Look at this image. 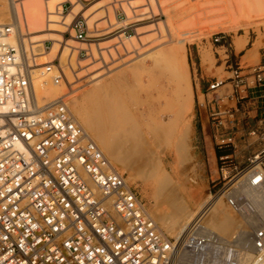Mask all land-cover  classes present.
<instances>
[{
    "label": "built area",
    "instance_id": "1",
    "mask_svg": "<svg viewBox=\"0 0 264 264\" xmlns=\"http://www.w3.org/2000/svg\"><path fill=\"white\" fill-rule=\"evenodd\" d=\"M14 30L0 25V264H242L246 258L256 263L264 252V118L247 132L261 148L218 191L243 226L226 238L204 228L203 217L184 237H171L85 129L68 93L51 101L37 95L36 73H57L65 84L71 82L68 73L78 75L73 54L57 53L37 65L52 49L44 45V54L36 55L19 31V42H10ZM262 33L261 60L254 68L258 83H264V27ZM94 35L84 14L73 15L63 38L84 44L70 46L76 65L81 55L94 59ZM229 60L228 54L238 89L241 67ZM223 84L216 80L210 89ZM234 115L235 110L212 113L220 147H237Z\"/></svg>",
    "mask_w": 264,
    "mask_h": 264
},
{
    "label": "rangeland",
    "instance_id": "2",
    "mask_svg": "<svg viewBox=\"0 0 264 264\" xmlns=\"http://www.w3.org/2000/svg\"><path fill=\"white\" fill-rule=\"evenodd\" d=\"M126 1L127 0L125 1L124 0H64L62 2V5L61 3L59 4L61 10H64L63 16H68L70 15V13L71 15L74 16L75 14L82 15L88 11L85 14V17L88 19L89 22L91 21L89 24L96 33V35L92 37L91 42L96 43L97 46L101 43H104L101 44V46L103 45L102 46L103 50L108 51V54H106L107 55L106 59H104L102 55L101 58L100 54H99V58L96 57L98 59H89L88 57L83 55L79 56V61L81 66H83V68L77 70L76 72L78 74L77 76L73 74V78L71 79V88H68V86H66L64 88V91L62 92L64 94L68 93V100H71L78 93H81L84 87L85 89L89 87L87 86V84L90 85L101 78H105V81H110V79L113 78L112 76H114V79L117 81V83L123 85L121 88L119 87L114 94H116L117 97L120 99V101L124 103L125 105L124 110L126 115H128L127 117L129 119L128 122L122 123L123 125L121 124L122 126L120 125L119 128L125 129L127 127L135 126L136 128L138 127V130L141 133V134L139 133L140 135L139 139L137 137L136 144H134L136 142L135 140L136 137H133L131 141L128 142L131 143L133 142L132 140H135L132 145L134 149H132V146H130V150L132 151L133 156H135L134 153L136 154L135 157L137 158L136 159L138 163V164L136 163L137 166H139L140 168L142 167V169H149L148 167L150 165L149 158L151 157V155H153V157L155 155L158 157H162L165 171L169 173L172 177L170 187L171 188L173 187L176 195L181 194L180 196L183 199V201L186 202L189 201L186 191L191 190L193 195L196 194L194 196L195 200H200V198H203V196L204 197L210 196V197H216V200L222 198L224 202L223 197H221L220 192H218L219 188L230 178V176L235 174L239 168H242L247 164L248 162L247 159L249 158V156H251L253 152L259 150L261 148V145L259 144V142L255 141L257 139L256 136H250V137L247 136L248 138L245 139V142L238 145L236 148H234L232 145L220 147V145H218L219 141L215 138V132H214L213 141H209L210 144L212 145L211 150L213 149L212 150L213 153H214V149L222 150V151L231 150V154H229L231 156L229 159L222 161L219 158L218 161H215V157L211 159L206 148L203 147V145L197 143V141H199L200 138L203 136L200 135V132L196 127L195 113L196 111L199 110V100L202 104H205V95L203 93H209V99L212 100V103L216 102V98L213 96V92L215 90L210 89V85L216 80H218V78H220L219 79L220 81L224 80V84H225L227 81L226 80L227 77L232 75V73L227 72V70L230 69V66L226 62V58L228 57L229 54L230 55L229 61L235 62L237 56L241 54V50H238L235 47V40L237 36L248 33L250 42L246 46V48H244L245 50L252 47L253 43L254 42L256 43V41L260 43L259 45L261 49L263 45L262 32H263L264 23L259 27H257L255 24L254 25L248 24L247 28L249 27V29H245V27L237 25L239 26L238 30L227 31L229 27H225V25L223 24L227 19L226 17L225 18L223 17L224 20L222 19V17H219L220 19H218V17L213 16V14L212 15L209 14L208 16L207 15L205 16L206 13L202 12L203 10L201 8L202 5L205 6L204 10H206V8H207L206 11L211 10L210 8L206 7L208 4L206 3V0L205 3L202 2V0H200L201 3L199 0H195V1L188 0L187 2L186 0H182L184 1V3L181 1L183 4L178 3V1L180 0H175V1L163 0L164 7L162 6L163 1L161 2L160 0H158L159 2H161L160 4L159 2L155 3L154 1L152 2L151 0H132V2H135L133 3L134 7L131 10L133 13L130 11V12H126L125 14L122 11L120 5L123 2L126 3ZM169 1L171 2L174 1L172 3L173 4L178 3V5L174 6L171 2L169 3ZM98 2L101 3L99 5H96ZM197 2H199L201 5L199 4L200 5L199 6ZM3 3L5 4L6 2L3 0ZM165 3L169 4V6L171 7H169ZM166 5L170 8L168 9L167 7L166 9L168 10L167 12L166 10L164 11ZM192 5H194L195 7ZM76 7L77 9H75ZM109 7L111 8V10H109L110 9ZM187 7H189L188 9L190 10V12H187L189 11L187 10ZM193 7H194V11H193ZM196 7H199V9L197 8L198 10H196ZM185 8L186 10L184 11ZM200 8L202 10H200ZM78 9L81 10L78 11ZM199 10L202 12L203 18L201 16L199 17V19H197V15H198L197 11L199 12L198 16L201 15ZM72 12L75 13L73 14ZM184 12H186L188 16L184 14ZM100 13H102V15ZM110 14L112 15V19H114L113 22L107 21L109 19V16H111ZM172 14H174L173 17ZM191 15L192 18L191 20H189ZM183 16L184 18H182ZM186 17L187 19L188 18L189 19L186 20ZM46 18L47 17H45V19ZM208 18L209 19L214 18V19L209 20ZM181 20L183 22L188 21V23L191 25H189L188 23L187 25L186 22L182 23ZM198 20H201V23L198 22ZM202 20L204 24L202 23ZM158 21L159 22L161 21V25L163 23L165 28L168 24H170L169 22H171V24L174 22L177 24L179 23L183 24V27L182 25H180L181 26L180 27L179 25L176 24L179 28L177 29V33H176L177 35L175 36V38L183 39L185 42L184 44L185 46L183 50V67H185L186 79L189 82V87L193 93L194 101H193L192 111H189L184 106H181L183 104L176 97L177 83L175 80L170 79L166 66L164 64H158L157 61H155V59L153 57L151 58L150 56V54L153 51L157 53L164 52L166 46L168 48V44H169V35L166 32V30H164L163 28L164 26L159 29L160 31L164 30L165 32L163 31L162 33H164L165 35L159 32L158 28L155 27L158 25L159 23ZM53 23L54 22H52V24ZM101 23L102 25H100ZM46 24H49L47 23V19L45 20V28L47 29ZM144 29L145 31L146 30L147 31L145 32ZM64 30L62 27L61 30L62 32L49 31V30L46 32L47 33L55 32L56 34L58 33L60 37L61 34L63 35ZM122 33L126 37L125 38L126 43L124 42L125 40L121 42L118 38L119 35H122ZM130 36L131 37L136 36L135 37L136 39L133 38L134 41L133 44L135 46L130 44V42L127 40ZM145 36L147 37L145 38ZM167 36L168 38L165 39V37ZM220 36H224V38L220 42H217L216 38H219ZM160 39L162 40L161 42ZM140 40L143 41L141 42ZM152 42L155 44H153ZM41 43L48 46L52 44L50 40L48 41L45 40L42 41ZM35 44L37 43H34V45ZM145 46L147 47L149 46V47L146 48ZM206 50L212 53L213 62L211 63L205 61L204 59V52ZM235 52L236 55H234ZM53 56L54 55H51L49 59H51ZM41 57L37 58V60H39L40 58L41 60L45 58L44 56ZM143 57H146L145 63L142 62V59H144ZM259 61H260V53L258 55V62ZM135 62H139V63H135ZM142 64L145 66L143 67ZM132 69L136 70L135 71L136 74H134ZM92 75H96L97 80L93 79L94 80L93 81L90 78ZM202 94L203 96L201 97ZM103 116L105 115L104 114L99 115L100 118L99 120L101 123H105V118ZM171 122H173L172 125H170ZM188 122L191 123L193 127L189 132V143L187 145L186 152L183 153L176 150L177 149L176 145L179 141V131L181 127L183 126L184 123H188ZM165 126L167 127L169 126V127L168 128L166 127L164 130L163 129L161 130V128H164ZM168 130L169 132H167ZM253 141L255 143L249 146L247 142H253ZM140 143L142 144L143 147L141 146ZM236 145H237V141H236ZM234 150L235 151L237 150L236 154H234ZM147 151L149 154L151 153L150 155H148L149 157H147L148 154ZM143 153L144 156H142ZM135 157L133 158L135 159ZM142 157L145 158L143 159ZM146 159H149L148 160L149 164L148 161H146ZM116 167L122 173H124L125 176L128 178L129 173L127 171H125L121 167L118 166ZM225 176H227V178ZM128 181L131 183V179L128 178ZM138 182L140 183L138 188H136L135 185L132 186L135 188V190L138 192L140 197L143 199L148 210L149 209L154 210L157 208L158 209L157 211L159 210L161 211L163 210L161 209L163 205H164L163 207L167 209L166 207H168L167 206L168 203L166 202V200H163L165 201L164 203L161 202L162 199H158L152 193L151 190H147L146 192H144L143 191L144 185L140 181ZM191 203L194 204V201L191 200ZM159 207L161 208L159 209ZM236 218L239 221V226L235 229L237 231L239 228L243 226V224L238 215H236ZM157 222L163 228V230L166 231L163 223H161L160 221ZM236 231L230 233V235L227 236L222 235V236L229 238L233 236V234H235ZM169 236L174 237L175 235L169 234ZM247 262H248V258H246L245 262L243 261L242 264H246Z\"/></svg>",
    "mask_w": 264,
    "mask_h": 264
},
{
    "label": "bare ground",
    "instance_id": "3",
    "mask_svg": "<svg viewBox=\"0 0 264 264\" xmlns=\"http://www.w3.org/2000/svg\"><path fill=\"white\" fill-rule=\"evenodd\" d=\"M4 1L6 2L5 4L3 3V0H0V25L11 24V26L14 27L15 30L13 31V34L9 38L10 42H12V43H18L19 42V38H18V31H19L21 40L24 43L26 49L27 50L30 49V50H34L35 52H38L36 55L44 54V53H42V48L45 44L41 43L42 41L50 40L52 42V44L50 45L52 52H50L47 56H44L45 57L44 59L41 60V58H42L41 57L39 60H37V65L45 64L46 62L51 60V59H49V57L51 55H56L57 53L60 55L63 52V57L68 55V53L73 54L72 62L74 63V68L76 70L83 68V66H81L80 63H77V65H78L77 66L76 63L74 62L76 53L74 52V48H72V47H80L81 48V47H84V44L77 42L75 40H68L66 38H63L62 34L60 35V37H61L60 38L58 33L56 34L55 32L54 33L53 32L52 33L46 32L48 30L49 31L62 32L61 31L62 27L64 30L67 28L68 25H70L71 20L73 18V15H71V13H70V15L64 16V17H62V15H61L62 10H61V7L59 6V4L61 3V5H62V2L64 0H4ZM151 1L152 2L154 1L155 3L159 2L158 0H151ZM160 1L162 2L163 0H160ZM174 1H172V2H174ZM181 1L182 0L178 1V3L183 4L184 1H182L183 3ZM187 1L188 0H186V2ZM161 2H159V4ZM170 2L171 1H169V3ZM202 2L205 3V0H202ZM100 3L101 2H98L97 4L96 3L95 4L99 5ZM123 3H121L120 7L122 8V11L126 14V12H130L132 10V8L134 7L133 3H135V2H132V0H127L126 3H124V4ZM163 3H164V1L162 2V4ZM178 3H174V4L172 3V4L174 6H177ZM197 3L199 5L201 3V1H200V3L199 2H197ZM206 3H208L206 7L211 9L210 11L208 10L210 13L208 11H206L207 8H206V10H204V7H205L204 5H202L203 7L201 6V8L203 10L201 8H200V10H202L203 13L204 12L206 13L205 16L206 15L208 16L209 14H211V15L213 14V16H217L218 19H220L219 17H222V19H223V17L224 18L226 17L227 18L225 21L226 23L224 22L223 24L225 25V27H229L227 31L238 30L239 26H237V25L245 27V29H249V27L247 28L248 24H250V25L255 24L257 27H259L260 25H262L264 23V0H206ZM165 4H167V3H165ZM185 4H187V3H185ZM167 5L169 6V4H167ZM167 5H166V8L164 9V11L167 9V7H168ZM173 5H172V8H173ZM162 6L164 7V4ZM192 6H194V5H192ZM192 6H190V7H192ZM77 7L75 9H77ZM169 7H171V6H169ZM169 7H168V9H170ZM194 7H193V11H194ZM188 8L189 7H187V10H189ZM197 8L199 9V7H196V10H198ZM154 9H155V7H154ZM79 10H81V9H78V11ZM109 10H111V8ZM185 10H186V8L184 9V11ZM167 11L168 10H166V12ZM181 11H182V8H181ZM187 12H190V10ZM202 12L200 11L201 15L198 16L199 12L197 11V13H198L197 19H199V17L202 16ZM72 13L74 14L75 12H72ZM86 13H84V16ZM102 13H100V14L102 15ZM171 13H168V14H171ZM100 14H98V15H100ZM184 14H186L188 16V14L186 12H184ZM173 15L174 14H172V17H173ZM175 16H176V14H175ZM179 16H177V17H179ZM184 16L182 18H184ZM45 17H47L46 18L47 23H49V24H46L47 29L45 28V20H46ZM110 17H111V19H110ZM91 18H93V17H91ZM191 18H192V15H191L190 19L189 18L188 19L191 20ZM202 18H203V16H202ZM188 19L186 17V20H188ZM193 19H195V18H193ZM213 19H209V20H213ZM107 21H111V22L114 21V19H112V15L109 16V19ZM171 21H174V20H171ZM183 21H182V23H185V22H186V24L188 23V21H185V22H183ZM52 22H54V23L52 24ZM92 22H93V20H92ZM198 22L201 23V20H198ZM169 23L170 24L167 23L168 25L166 26V28L163 25V23L161 25V21L158 23L157 26H155V24H154V26L158 28L159 32L162 33L164 30H166V32L169 35V44L170 45L168 44V48L166 46L164 52L161 53L160 51H158L160 53H157V52L153 51L150 54V56H151V58L153 57L155 59V61H157L158 64H164L166 66L170 79L175 80L177 83L176 97L183 104L181 106H184L189 111H192L193 110V101H194L193 93L189 87V82L186 79L185 67H183V50H184L185 42L183 39L175 38V36L177 35L176 34L177 29L179 28L177 25H179V26L182 25V27H183V24L182 23L180 24L179 22H178L179 24L174 22L175 25H174V23H172V24H171V22H169ZM202 23H203V20H202ZM100 25H102V23ZM189 25H191V24H189ZM95 27H97V26H95ZM161 27L164 28L163 31L162 30L160 31L159 28H161ZM145 29H144V31H145ZM150 34H148V35H150ZM162 34L165 35L164 33H162ZM95 35H96V33H95ZM56 37H59V38H56ZM135 37L136 36H134V37L130 36L127 39L130 42V44L134 45L133 44L134 43L133 38H135ZM146 37L147 36H145V38ZM248 37H249V35H248V33H246L243 35H238L237 39L241 40L240 43L242 42V44L244 45L247 42ZM118 38L121 42H123V40H125L126 37L122 33V35H119ZM166 38H168V36L165 37V39ZM143 39H144V37H143ZM147 39H149V38H147ZM136 41H138V40H136ZM161 41L162 40L160 39V42ZM124 42L126 43V40ZM34 43H37V44L34 45ZM101 44H104V43H101ZM101 44L98 45L99 47L96 44L91 45L93 48V54H94L93 58L94 59H97L96 57L99 58L98 54H100V57L102 55V57L104 59L107 58L106 54H108V51L103 50V47H102L103 45L101 46ZM153 44H155V43H153ZM259 44L260 43H258L257 41H256V43H254L253 51L250 53L251 55L253 53V54H256V56H258V52H259V48H260ZM70 46H72V47H70ZM145 47L148 48L149 46L148 47L145 46ZM243 47H245V45ZM143 58L144 59H142V62L145 63L146 57H143ZM252 58L253 57H251V59ZM204 59L207 62H210V63L213 62L212 53L210 51L206 50L204 52ZM135 63H139V62H135ZM135 63H133V64H135ZM142 66L144 67L145 65L142 64ZM132 71L134 72V74H136L135 73L136 70L132 69ZM82 74H83V72H82ZM68 75H69V78L71 81V79L73 78L71 76V73H68ZM97 75H99V74H97ZM79 77H80V75H79ZM112 77L113 78H111L110 81H105V78H101V79L97 80L96 79L97 76L92 75L90 78L92 80L96 79L97 81H95V82H93L94 80L91 81L93 83L90 85L87 84V86H89V87H87L86 89H85V87L84 88L82 87L83 90L81 91V89H80L81 93H78L76 91L78 94L77 93H76L77 95L75 94L76 96H74L71 99L72 101L69 100V104L72 106V110L74 111V113L76 114V116L78 117L80 122L83 124L85 129L94 138V140L99 144V146L105 152V154L110 159L112 164L113 165L115 164L116 166L123 168L125 171H127L129 173L128 178L131 179V183L128 181V178H127V181L131 185H133V186L135 185V187L138 188L140 185V183L138 181H140L144 185V190H143L144 192H146L147 190H151L152 193L158 199H162L161 202L164 203L165 201H163V200H166V202L168 203V205H167L168 207H166L167 209H165V207H163L164 205L162 206V208L159 207V209L160 208L163 209L161 211L160 210L157 211L158 210L157 208L154 210L149 209V212L154 217V219L156 221H160L161 223H163V225L165 226V230H166L165 232L166 233L173 234V235H175L174 237H177V238L184 237L185 234L187 233V231L189 230V228L193 225V223H195L196 221H198L200 219H203V217L205 218L203 221L204 222L203 227L206 229H210L211 231H214L215 234H217V235H220V236L226 235L227 236V235H230V233L236 231L235 229L239 226V221L236 218V215L234 214V212H232L231 209L223 202L222 198L216 200V197H210V196L204 197L203 196V198L198 197V198H200V200H195L194 196L196 194L193 195L192 191L188 190V191H186V194L189 198V201L186 202V201H183V199L181 198V196H180L181 194L176 195L173 187L172 188L170 187L172 177L169 173H167L165 171V167L163 165L162 157H158L156 155H155L156 157L155 156L153 157V155H151V157L149 158L150 160L146 159V161H148V160L150 161V165L148 166L149 169H142V167L140 168L139 166H137L138 163L136 161L137 158L135 157L136 154L134 153L135 156H133V153L130 150V146L133 145V142L135 140H136V142L134 144L137 143V137L139 139L140 131L138 130V127L136 128L135 126L127 127L125 129L119 128V126L122 123L128 122L129 119L127 117L128 115H126L125 110H124V106H125L124 103L120 101V99L117 97L116 94H114L116 92V90L119 87L121 88L123 85L118 84L117 81L114 79V76H112ZM218 81L221 82L223 80H221V81L218 80ZM127 82H128V80H127ZM129 83H130V81H129ZM34 85H35V91H36L37 95L46 101H51L55 98H58V97L64 95V93L62 91H64V88L66 86H68V88H71V82L69 83L66 81V84L63 83V81L60 80L57 73L47 74V75H42V74L36 73L34 76ZM69 96H70V94H69ZM183 111H185V110H183ZM102 114L105 115V116H103L105 118V123H101L99 120L100 119L99 115H102ZM186 116H187V113H186ZM172 123L173 122H171L170 125H172ZM166 127L167 126H165L164 128H161V130L162 129L164 130ZM192 127H193L192 124L189 122L183 124V126L181 127V129L179 131V141L176 145L177 149L176 148H174V149H176L179 152H183V153L186 152L187 145L189 143V132H190ZM171 130H172V128H171ZM167 132H169V130ZM133 137H136V139L132 140L133 141V142H131L132 144L128 143L131 141V139ZM171 137H172V135H171ZM141 146H142V144H141ZM132 149H134L133 146H132ZM140 151H142V150H140ZM147 153H148V151H147ZM150 154L148 153L147 157H149L148 155H150ZM138 156H139V154H138ZM142 156H144V153ZM133 157H135V159ZM149 161H148V164H149ZM191 200L194 201V204L191 203ZM155 216H156V218H155ZM248 262H249V259H248ZM248 262L246 264H249ZM255 264H264V252L258 258V260L256 261Z\"/></svg>",
    "mask_w": 264,
    "mask_h": 264
},
{
    "label": "crops",
    "instance_id": "4",
    "mask_svg": "<svg viewBox=\"0 0 264 264\" xmlns=\"http://www.w3.org/2000/svg\"><path fill=\"white\" fill-rule=\"evenodd\" d=\"M240 41L241 40L236 38L235 47L236 49L241 50V54L237 56L236 61L241 67L243 85L237 89L235 87L236 84L233 79L234 74L232 69L227 70V72L232 73V75L227 77L225 84L213 92L216 102L212 103V100L209 99V93H203L205 95V104H202L199 100V110L195 113L196 127L199 130L200 135L203 136L197 141V143L203 145L209 153L210 158L213 159L215 157V161H218L219 159V151L214 149L213 153V149L211 150L212 145L209 142L213 141V133L215 132L211 117L214 111L223 112L235 110V139L237 141V146L245 142V139L248 138V130L253 126L259 125L260 120L264 118V83H258L254 73V68L260 63V61L258 62V56H256V54H250L253 51L255 42L252 47L245 50L244 48H246L250 42L249 37L244 44L245 47H243L244 45L242 42L240 43ZM259 53L261 60L260 48L258 55ZM234 55H236V52ZM251 57L253 58L251 59ZM219 79L220 78H218V80ZM221 116L226 119L231 118L226 114H222ZM236 153L237 150H234V154Z\"/></svg>",
    "mask_w": 264,
    "mask_h": 264
},
{
    "label": "trees",
    "instance_id": "5",
    "mask_svg": "<svg viewBox=\"0 0 264 264\" xmlns=\"http://www.w3.org/2000/svg\"><path fill=\"white\" fill-rule=\"evenodd\" d=\"M219 151V158L223 155H229L231 154V150H225V151H222V150H218Z\"/></svg>",
    "mask_w": 264,
    "mask_h": 264
}]
</instances>
